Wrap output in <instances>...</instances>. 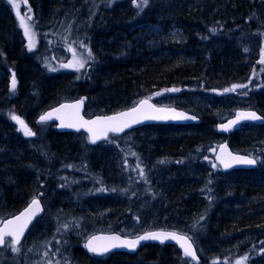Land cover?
I'll return each mask as SVG.
<instances>
[{
	"label": "trees",
	"instance_id": "obj_1",
	"mask_svg": "<svg viewBox=\"0 0 264 264\" xmlns=\"http://www.w3.org/2000/svg\"><path fill=\"white\" fill-rule=\"evenodd\" d=\"M94 1L90 12H81L92 0H27L20 11L31 8L34 21L27 22L39 38L29 51L16 9L9 0H0V222L40 194L44 199L50 193L63 208L35 224L54 222L53 233H44L45 247L33 245L19 255H4L5 248L0 264H32L39 249H46L43 257L53 264H236L244 257V264H264V123L245 125L228 137L234 150L257 159L256 169L226 173L214 156L223 138L217 122L240 107L264 115V70L256 76L242 48L254 33L262 35L264 0H149L143 11L132 0ZM78 22L82 24L76 33ZM236 32L243 35L241 43L230 40ZM75 34L91 51L79 71L58 65L69 55L65 38ZM233 85L247 87L225 91ZM169 89H178L170 95L206 96L213 110L192 111L193 105L185 104L184 109L201 117L200 123L149 124L133 130L131 141L112 135L98 146L88 144V149L82 147L88 143L85 133L79 141V134L59 132L53 125L44 136L53 150L41 149L39 126L45 124L37 123V112L66 94L85 97L93 114H104ZM12 115L35 135L25 136ZM57 154L66 156L65 161ZM125 165L134 167L129 176L136 185L124 194L115 190L122 198L108 195L114 191L104 183L110 184ZM83 189H101L108 205H80L79 196H71L80 206L70 204L71 210L65 211L68 195ZM86 211L90 219L84 230L80 223L85 224ZM101 211L106 212L104 222L99 220ZM126 225L133 227L132 235L153 228L181 230L210 249L199 261L185 257L174 244L150 243L134 254L118 251L102 257L85 250L88 233H123Z\"/></svg>",
	"mask_w": 264,
	"mask_h": 264
},
{
	"label": "snow or ice",
	"instance_id": "obj_2",
	"mask_svg": "<svg viewBox=\"0 0 264 264\" xmlns=\"http://www.w3.org/2000/svg\"><path fill=\"white\" fill-rule=\"evenodd\" d=\"M27 0H24L26 3ZM133 4L143 11L144 7H147L149 0H132ZM9 3L12 4L13 8L16 9V15L19 19V25L23 29V34L27 38V47L28 50L31 51L36 47V33L32 30V25H30L27 21H30L32 18L27 14L21 15L20 13V5L17 3V0H9ZM30 12L31 9L29 8ZM27 16V20L25 19ZM215 29H213V32ZM81 47H85L83 43H81ZM69 50L73 51V59L68 63L62 64L61 66L64 68H74L79 71L81 68H84L86 61L78 58L75 55L74 50L71 45H69ZM262 59L260 63L264 64V50H262ZM88 57L91 58V51L88 52ZM51 71H56L55 68H50ZM16 80L15 75L13 74L12 79V87L15 89ZM247 87L246 85H233L231 89H225L228 91H235L236 88ZM168 91H178V89H169ZM83 100L78 101L73 105H61L60 108L54 109V112L59 114L64 108H72L76 111L73 114V120L71 122L65 123L64 119L61 116H57L58 119L61 120L62 127H76L77 130L79 128H85L89 134L92 143H95L96 140L103 138H107L108 133H119L123 132L124 129L131 127L133 124L140 123L141 120H155V119H167V116H160L153 113H161L165 111L164 109L156 108L154 105L149 104L148 100H141L138 102L137 106L132 107L130 110L126 112H121L113 116H102L97 117L95 120H83V117L79 116V107L82 105ZM145 106L148 109H151V112L145 110ZM52 113H46L40 117V122L48 121L52 118ZM177 118V117H172ZM179 118L182 119H195V117H187L184 114H179ZM11 119L16 121L17 124L20 125V129L23 131L25 136H33L35 133L25 124V122L16 115H12ZM261 117L258 116L255 112H246V113H238L236 120L229 121L228 124H222L220 127L227 131L230 129L231 125L238 123L240 120H260ZM135 155V153H133ZM231 155V154H229ZM217 159L225 168L232 167L233 163L236 164H245V165H255L257 163L256 159L249 158L247 156H232L231 162L225 161L220 156H217ZM160 163H164V161H160ZM216 164H213L212 167H216ZM136 169L139 170V175L141 178L145 177L144 169L140 167L139 164L136 165ZM134 169V170H136ZM115 191V189H113ZM42 211L40 200L38 198H33L27 208L21 212L18 216L13 219H9L4 222V227L0 228V246H4L6 248H10L12 252H19L20 248L15 245H19L21 242V237L24 235L25 230L28 228V225L31 223L32 219ZM62 227L67 228L68 226L62 225ZM59 231V229H57ZM11 237V239H8ZM100 237H92L89 239L88 243L85 247L93 253L103 254L109 250V247H118L125 246L128 248H135L141 241L145 240H158L163 243L166 240L176 241L180 248L183 249V254L185 257H191L193 259L196 258V253L193 250L192 243H190L191 238L186 234H179L177 232H146L143 235L137 236L135 239H121L119 235L105 237L104 239L110 241L109 245H95L94 241L99 240ZM31 251V250H29ZM48 253L45 252L44 256H47ZM247 260V257L242 258L241 261H238L237 264H244V261ZM47 264H52V261L49 260ZM57 264L59 262L57 261Z\"/></svg>",
	"mask_w": 264,
	"mask_h": 264
},
{
	"label": "water",
	"instance_id": "obj_3",
	"mask_svg": "<svg viewBox=\"0 0 264 264\" xmlns=\"http://www.w3.org/2000/svg\"><path fill=\"white\" fill-rule=\"evenodd\" d=\"M161 95H162V93H159L156 96H161ZM80 100H83V103L79 107V116L83 117V120H95L97 117L113 116V115H116V114L121 113V112H126V111H128V110H130L132 108V107H130V108H127V109H123L121 111H118V112H114V113L97 114V115L95 114V115H92L90 117H87L85 115V106H86L85 100L84 99H76V100H73V101H64V102H62V103H60V104H58V105H56L54 107H51L49 109H46L44 112H42L37 117V122L38 123H53V124H55L56 129L59 132H70V133H81V132H84V133H86L88 135L89 140L91 142L90 134H89V132L85 128H79V130H77L76 127H62L61 126V120L57 118V116L59 115V116H61L64 119V122L65 123L71 122L73 120V114L76 111L75 109H72V108H64V109L61 110V112L59 114H57L56 112H54V109L60 108L61 105H73V104H76ZM142 100H148L149 104L154 105L156 108L164 109L165 110V111H163L161 113H153V114L160 115V116H167L169 118H167V119H155V120H151V119L150 120H143L142 119L140 123L133 124L131 127L124 129L123 132H119V133L109 132L106 139L102 137L101 139L96 140L95 143H92V142L91 143L92 144H98L100 142H103V141L108 140L109 136L112 135V134L123 135V134H125V133H127V132H129V131H131L133 129H136V128H139V127H142V126H145V125H148V124H179V125H190V124H197V123H200L201 122V118L199 116H197L196 114H194L192 112L186 111L184 109H181V108H178V107H175V106H162V105H158L151 98H145V99H142ZM138 102L134 106H137L138 105ZM145 110L148 111V112H151L152 111L151 109H148L147 106H145ZM49 112H51L53 114L52 115V118L50 120H48V121L40 122V117L42 115L46 114V113H49ZM246 112H255L258 116L261 117V119L260 120H255V121H253V120H240L238 123H236L234 125H231L230 129L227 130V131L223 130L220 127L222 124H228L229 121L236 120V117H237V114L238 113H246ZM181 113L184 114V116H187V117H195V119H182V118H179V114H181ZM172 117H177V118H172ZM248 123L263 124L264 123V115H262L259 111L255 110V109H251V108L238 109V110H236V112L232 116L228 117L226 120L222 121L221 123H219L217 125V131L220 134L224 135V136H229L232 133H234L235 131H237L238 129H240L242 125L248 124ZM229 154H231V155H229ZM217 156H220L222 159H224L225 161H229V162H231V157L232 156H247L249 158L254 159L253 157H251L248 154L234 151L230 147V144H229V142H228L227 139L226 140H223L219 144V146H218V148L216 150V154H215V158H216L218 164L220 165L221 169L224 172H230V171L237 170V169H246V170H249V169L255 168L257 166V163L255 165H245V164H236V163H233L232 164V167L225 168L223 166V164H221L219 162V160L217 159ZM35 198H38L40 200V205H41L42 211H40L39 214L32 219L31 223L28 225V228L25 230L24 235L21 237V242L24 240L25 236H27L29 228H31L32 225L39 218H41L44 215V213H45V207H44L43 202L41 201V199L39 197H35ZM30 202L23 209H21L19 212H17L16 214H14V215L6 218L5 220H3L2 223L0 224V228H3L4 227V222L5 221H7L9 219H13L14 217L18 216L21 212H23L27 208V206L30 204ZM160 231H164V232H176L174 230H165V229L160 230V229H157V230H147V231H144V232L140 233L139 235H143L146 232H160ZM177 233H179V234H185V233H181V232H177ZM115 235H119L121 237V239H129V240L130 239H135L137 236H139V235H137V236H126V235H123V234L118 233V232H97L96 234L92 235L91 237H89L87 239L86 244L88 243L89 239H91L92 237L95 236V237H100L99 240L94 241V244L95 245H100V246L109 245L111 242L108 241V240H106V239H104V238L105 237L115 236ZM187 236L190 237L189 235H187ZM8 239H11V237H9ZM21 242H20V244H21ZM147 242L161 243L158 240H151V239H149V240L141 241L134 249L133 248H128V247H125V246H118V247H109V250L107 252H104L103 254H97V253L90 252L89 250L88 251L91 254L100 255V256H104V255H107L109 253L118 252V251L135 253L138 250H140V248L144 244H146ZM190 243H192L193 250L196 253L195 260H199L200 259V256L198 254L197 247H196L194 241L192 240V238L190 240ZM161 244H175L180 249V251L183 253V249L180 248L179 244L176 241L166 240V241H164ZM2 247L3 246H0V248H2Z\"/></svg>",
	"mask_w": 264,
	"mask_h": 264
},
{
	"label": "rangeland",
	"instance_id": "obj_4",
	"mask_svg": "<svg viewBox=\"0 0 264 264\" xmlns=\"http://www.w3.org/2000/svg\"><path fill=\"white\" fill-rule=\"evenodd\" d=\"M17 3L20 5V9L19 10H21V8H22V6L24 4V1L23 0H17ZM94 3H95V1L92 0V2L90 4H88L87 6H85V8L83 10H81V12H83V11L90 12V10H92V8L95 7ZM22 15H25V14H22ZM29 24L32 25L31 23H29ZM81 24H82L81 22L77 23L78 26L75 29L76 33L79 32V30H80L79 27L81 26ZM32 30L36 33V44H37V42H39L38 32H37V30H35L34 27H32ZM173 33H174V35H179V31L176 30V29H174ZM64 43H65L66 50L68 51V54H69L67 56V58H66V60H67L66 63H68L69 61H71L73 59V51L69 50V45H71L72 49L75 52V55L78 58H81V59L86 61L85 65L88 63V60H89V57H88L89 47L81 39L79 40V38L76 37V34L74 36H72V37L65 38V42ZM81 43H83V45H85V47H81ZM255 43H257V46L259 48V50H258L259 59L258 60H261V58H262L261 53H262V50H264V37H263V34L261 35V37H259L258 40H256V42L252 43V45H254ZM64 63L65 62H58V65L59 64L62 65ZM60 67L64 68L62 66H60ZM65 69L75 70L74 68H65ZM253 71H254V74L256 76H258L263 71V68L261 66H259V65H256V63H255L253 65ZM209 97H211V96H209ZM156 103L159 104V105L177 106V107H180V108H183L182 106L185 105V104H189V105H193L192 111H194L195 108H196V111H204V110L208 111L210 109L213 110V108L207 106L210 103L208 101V98H206V96L205 97L204 96H202V97H200V96H198V97L197 96L185 97V96H180V95H170L169 93H166L165 96L156 99ZM214 112H216V110ZM39 114L40 113L37 112V115H39ZM89 114H92V112H90ZM51 126H53V125L45 124V125L39 126V132L41 131V134H39V135L41 136V139L44 138L46 132H48L50 130ZM122 139L124 141H131V140H133V134L131 132L128 133V134H125L124 136H122ZM77 154H78V152H75L73 155H77ZM57 156H58L59 160H61L62 162L65 161L64 157L66 158V156H60V155H57ZM72 156H71V158H72ZM74 189L76 190V189H79V188H77V186L75 187V185H74ZM78 192H77L78 195H75V194L68 195V199L71 200L69 202L72 205H76L77 207L80 206V205L86 204L85 201H84V203H82V199H83V197H85V194H87V193H85V189H83L79 193ZM71 196H74V197H78L79 196L81 204L80 205L78 203L76 204L74 198L71 197ZM37 197H39V196H37ZM42 202L44 203V205L46 207L45 215L42 217L43 219H45V218H49L50 219V217L53 216V213L54 214L57 213L56 210H58V209L62 210L63 209V208H60L59 204H56V201L54 200V198L51 196L50 193L47 194L44 199L42 198ZM82 207H85V206H82ZM67 210L68 211L71 210V205L68 206V208H66L65 211H67ZM89 213L90 212H88V211L83 212V215L85 216V219H84L85 220V224L84 223H80V224H81V226L84 227L83 228L84 230L86 229V225H87L86 223H88V220L90 219ZM99 220H101L103 222L106 221V212H102L101 211L99 213ZM45 223L46 222L42 223L41 225H44ZM89 223H90V221H89ZM106 226H108V225H106ZM39 228H40V226L39 227L38 226L34 227V229H39ZM132 230H133V227H130V226L126 225L123 228L122 232L124 234H127V235H132ZM39 237H40V235L39 236H33L32 234H30L28 236L27 240L24 241L22 245L18 246L20 248V251L18 253L17 252H12L10 248H6L5 252H4V255H6V251H8V250H9V252L11 251L12 253H14L16 255L22 254L23 251L29 250V248L32 247L33 245H37V247H40V248L41 247H45L44 245H45L46 240H44V239L42 240V236H41V239ZM30 238H32V239H30ZM195 242H196V245L198 247V251L201 252L200 253L201 256L207 255L208 254L207 251L210 249V247L207 245L206 250H205L202 246L200 247L199 241L195 240ZM36 250H38V248ZM45 252H47L46 249H39V256L34 258V259H31L33 261L32 264H47L49 259L46 258V257H43ZM262 257H264V256H262ZM238 261H241V259H238ZM1 262H2L1 264H7V261H1ZM26 264H30V263L27 262ZM236 264H237V262H236Z\"/></svg>",
	"mask_w": 264,
	"mask_h": 264
},
{
	"label": "bare ground",
	"instance_id": "obj_5",
	"mask_svg": "<svg viewBox=\"0 0 264 264\" xmlns=\"http://www.w3.org/2000/svg\"><path fill=\"white\" fill-rule=\"evenodd\" d=\"M30 7L27 5V9H25V10H23L22 12L20 11V13H21V15L22 14H27L28 16H31V18H32V11H28V9H29ZM31 9V8H30ZM2 11V8L0 7V12ZM3 11H5V9L3 10ZM40 15H41V12H40ZM25 18L27 19V16H25ZM34 18H32L31 20L32 21H34L33 20ZM174 29H176V30H178V31H180L179 30V28L176 26ZM174 31V30H173ZM244 33H248V31H246V30H244ZM174 34V33H173ZM262 34H263V37H264V29H263V32H262ZM229 35H230V33H229ZM176 38H177V36H179V35H174ZM253 36V38L252 39H250L249 41H248V43L246 44V45H244V46H242V48H243V50L245 51V53H244V58H245V60H246V65L248 66V67H252L253 68V65L256 63V65H259V66H261L262 68H263V70H264V64H262V63H260V60H258L259 59V55H258V50H259V48H258V46H257V43H255L254 45H252V43H254V42H256V40H258L259 39V37H258V35L256 34V36H255V33L252 35ZM232 39H234L236 42L237 41H239L240 43L243 41V35L241 34V32H236V35H234V37H231V41H232ZM262 59V58H261ZM69 84H70V81L68 82ZM69 87H71L72 89H77V85L76 84H70V86ZM78 88H80L79 86H78ZM69 90V89H68ZM165 91V90H164ZM161 92H163V91H161ZM76 99H84L85 100V103H86V106H85V115L87 116V117H90V116H92V114H89L90 112H93L92 110L90 111L89 110V107H88V101L86 100V98L85 97H79V98H67V94L64 96V98L61 100V102H59V103H57V104H55V105H53V106H51V107H54V106H56V105H58V104H60V103H62V102H64V101H73V100H76ZM137 103V102H136ZM135 103V104H136ZM134 104V105H135ZM133 105V106H134ZM133 106H130V107H133ZM51 107H49V108H51ZM130 107H128V108H130ZM48 108V109H49ZM124 109H127V108H124ZM238 109H242V107H240V108H237L236 110H238ZM121 110H123V109H121ZM121 110H118V111H121ZM236 110H235V112H236ZM118 111H115V112H118ZM112 113H114V112H112ZM99 114H101V113H99ZM104 114H109V113H104ZM93 115H95V114H93ZM97 115V114H96ZM231 116V115H230ZM229 116V117H230ZM227 119V118H226ZM226 119H224V120H226ZM223 120V121H224ZM222 121H219V122H217L215 125H216V129H217V125L219 124V123H221ZM66 133H70V132H66ZM75 134H79V135H77L76 137L78 138V140L79 141H83V140H85V137L81 134V133H75ZM112 135H117V136H121V135H119V134H112ZM112 135H110V136H112ZM86 136L88 137V135L86 134ZM110 136H109V138H108V140L110 139ZM88 139V143H87V141L86 142H82V147L84 148V149H88V144H90L91 146H93V147H95V146H98V145H100V144H103V143H105V142H107L108 140H106V141H103V142H100V143H98V144H92L91 142H90V140H89V137L87 138ZM77 139H76V141H77V144L79 143V141H78ZM49 141H47V138L46 137H44L43 139H42V141H41V144H40V146H41V149H43V151H49V150H53L52 149V147H51V144L50 143H48ZM78 145H81V144H78ZM79 149H80V151H83V149L81 150V146L79 147ZM74 153V152H73ZM83 153H85L86 154V151L84 150L83 151ZM72 154V153H71ZM57 155H59V154H57ZM251 157H253L254 159H256L254 156H252L251 155ZM38 159H40V157L38 156ZM257 160V159H256ZM45 162V161H44ZM45 163H47V162H45ZM258 167V161H257V166L255 167V168H252V169H249V170H253V169H256ZM134 168V167H133ZM132 167H130V166H128V165H125L124 167H122V169H121V171H119L118 173H116V176L115 177H117V178H114L113 179V181L110 183V184H105L104 183V185L106 186L105 188H106V190L107 189H109V190H113V189H115L116 191H118L120 194H124L125 192H129V191H132L133 190V188H134V186L136 185V184H134V182H133V179L129 176V171H130V169H133ZM234 171V170H233ZM89 186H86V188H88ZM101 189H97L96 191H95V193L93 192V190L92 191H89V192H86L87 194H91V195H93V196H88V195H86L85 197H83V199H82V203H84V201L86 202V204L85 205H88V206H90V207H94V208H98V209H104L108 204V202H107V200H106V197H107V195L104 193V194H100L101 193ZM99 192V193H98ZM115 194L116 196H119L115 191L114 192H112V193H110L109 194V192H108V195H111V194ZM113 194V195H114ZM132 194H133V192H132ZM120 198H122L123 197V195L122 196H119ZM55 200V199H54ZM56 201V200H55ZM69 201H71V200H67L66 201V203H69L68 205H70L71 203L69 202ZM44 204V203H43ZM25 207V206H24ZM44 207H45V205H44ZM45 212H46V207H45ZM44 215H45V213H44ZM43 215V216H44ZM42 216V217H43ZM163 218L162 219H165L164 217L165 216H162ZM35 224L36 223H34L33 225H32V227L31 228H29V230H28V234H27V236H25V238H24V240L21 242V244H19V245H15L16 247H18V246H20V245H22L23 244V242L24 241H26L27 240V238H28V236L30 235V234H32L33 236H39L40 235V239H41V236H42V239H45L46 238V236H45V232H46V230L47 229H50L51 230V232H50V234H52L53 233V231H54V229H55V225H54V222H52L51 223V225H49V227H48V225L47 226H44V227H40L39 229H34V227H35ZM34 229V230H33ZM157 229H160V230H163V229H165V230H174V231H176V232H181V233H185V232H183V231H181V230H175V229H172V228H153V229H151V230H157ZM142 233V232H141ZM94 234H96L95 232H93V233H88L86 236V239H85V241H84V248H85V250L89 253V254H91L89 251H88V249L85 247V245H86V241H87V239L89 238V237H91L92 235H94ZM140 234V233H139ZM139 234H135V235H127V234H124V235H126V236H137V235H139ZM185 234H187V235H189L188 233H185ZM190 236V235H189ZM191 238H192V240L194 241V243H195V245H196V242H195V240L193 239V237L192 236H190ZM30 239H32V238H30ZM150 243H154V242H147L146 244H150ZM146 244H144V245H146ZM158 244H161V243H158ZM143 245V246H144ZM196 247H197V245H196ZM6 247H2V250L3 249H5ZM197 249H198V247H197ZM74 250H75V252H78V254H83V252L81 251V249H80V247H75L74 248ZM9 251V250H8ZM139 251V250H138ZM137 251V252H138ZM137 252H135V253H137ZM125 253H129V254H134V253H131V252H125ZM199 253H201L200 251H199ZM93 255V254H92ZM95 256H98V257H102V256H100V255H95ZM104 256H106V255H104ZM19 260H21L20 258H19ZM193 260H195V259H193ZM197 261V260H196Z\"/></svg>",
	"mask_w": 264,
	"mask_h": 264
}]
</instances>
